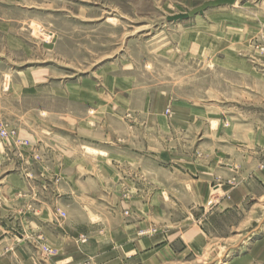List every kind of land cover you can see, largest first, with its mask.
<instances>
[{"label":"rangeland","instance_id":"374dc122","mask_svg":"<svg viewBox=\"0 0 264 264\" xmlns=\"http://www.w3.org/2000/svg\"><path fill=\"white\" fill-rule=\"evenodd\" d=\"M262 138L264 0H0V264L195 221L163 264H264Z\"/></svg>","mask_w":264,"mask_h":264},{"label":"crops","instance_id":"0c3cea01","mask_svg":"<svg viewBox=\"0 0 264 264\" xmlns=\"http://www.w3.org/2000/svg\"><path fill=\"white\" fill-rule=\"evenodd\" d=\"M71 164L74 166V163ZM69 166L71 167V165ZM75 169L77 172L78 166H75ZM196 170L199 174L198 179L202 180L201 183L204 182L205 189L211 187V182L216 177L220 179L221 176V181L225 183L227 179L238 174V171H235L229 163H226L224 167H219L217 160H214L209 166H197ZM262 175L264 177V173ZM248 192L249 187L245 182H241L230 192L229 200H222L221 204L237 205L243 201ZM221 204L216 207L218 208ZM143 223L132 222L131 224L106 227L100 231L99 235L90 237L83 244L82 250L76 251L75 248H78L76 244L71 241L66 242L69 236H74L70 231H67L65 236L59 237L61 252L50 264H78L82 260H87L88 264H163L172 262L176 256L187 251L188 248L202 246L208 239V234L196 221L189 224L180 223L175 230L173 227L167 226L159 228L157 232L145 231L140 235L136 231L142 227ZM27 263H30V260ZM38 263L46 264L40 259Z\"/></svg>","mask_w":264,"mask_h":264},{"label":"built area","instance_id":"2783aa9c","mask_svg":"<svg viewBox=\"0 0 264 264\" xmlns=\"http://www.w3.org/2000/svg\"><path fill=\"white\" fill-rule=\"evenodd\" d=\"M4 132V131H3Z\"/></svg>","mask_w":264,"mask_h":264}]
</instances>
